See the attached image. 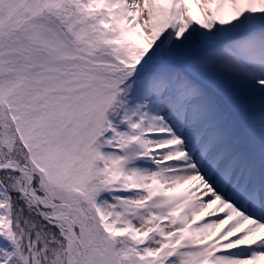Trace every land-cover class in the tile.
<instances>
[{
  "label": "snow or ice",
  "instance_id": "6c2138e0",
  "mask_svg": "<svg viewBox=\"0 0 264 264\" xmlns=\"http://www.w3.org/2000/svg\"><path fill=\"white\" fill-rule=\"evenodd\" d=\"M0 264H264V0H0Z\"/></svg>",
  "mask_w": 264,
  "mask_h": 264
}]
</instances>
